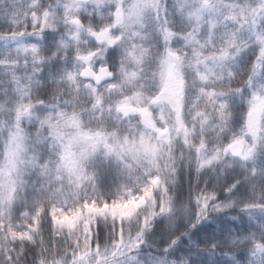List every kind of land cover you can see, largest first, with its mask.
<instances>
[{"label": "snow or ice", "instance_id": "obj_1", "mask_svg": "<svg viewBox=\"0 0 264 264\" xmlns=\"http://www.w3.org/2000/svg\"><path fill=\"white\" fill-rule=\"evenodd\" d=\"M0 41V264H264V0H0Z\"/></svg>", "mask_w": 264, "mask_h": 264}, {"label": "trees", "instance_id": "obj_2", "mask_svg": "<svg viewBox=\"0 0 264 264\" xmlns=\"http://www.w3.org/2000/svg\"><path fill=\"white\" fill-rule=\"evenodd\" d=\"M3 47H4V43L0 41V49H2ZM194 187H195V181L193 174L185 172L182 174L181 184L177 194L181 199H184L188 196L189 191ZM201 231H204V229H201ZM164 239H167V236H165ZM160 240L161 237L157 235L155 237V245H156L155 248H149L146 246L144 249L145 253L156 251V249H158L159 247Z\"/></svg>", "mask_w": 264, "mask_h": 264}]
</instances>
